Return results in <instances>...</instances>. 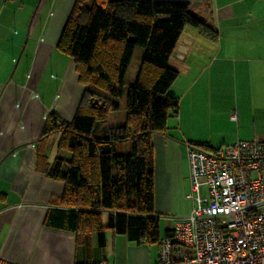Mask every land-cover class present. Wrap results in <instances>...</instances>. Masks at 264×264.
I'll use <instances>...</instances> for the list:
<instances>
[{"label": "crops", "instance_id": "1", "mask_svg": "<svg viewBox=\"0 0 264 264\" xmlns=\"http://www.w3.org/2000/svg\"><path fill=\"white\" fill-rule=\"evenodd\" d=\"M74 1L0 0V260L155 264L158 243L108 230L101 245L96 231L77 233L46 221L65 188L47 170L57 157L70 155L58 148L60 131L42 137L43 131L53 117L70 122L85 89L73 58L57 47ZM174 1L189 2L219 38L213 42L197 29L193 36L185 27L187 52L170 59L179 75L169 92L179 107L166 133L153 136L160 222L162 214L174 221L194 206L190 145L216 151L239 139L264 141V0Z\"/></svg>", "mask_w": 264, "mask_h": 264}, {"label": "trees", "instance_id": "2", "mask_svg": "<svg viewBox=\"0 0 264 264\" xmlns=\"http://www.w3.org/2000/svg\"><path fill=\"white\" fill-rule=\"evenodd\" d=\"M217 41V28L191 4L174 0H75L57 47L73 58L85 89L70 122L52 118L42 137L60 131V150L47 176L65 184L47 222L77 233L124 234L137 243H159L163 235L155 210V133H166L179 98L169 92L179 71L171 66L186 26ZM144 54L135 82L124 78L135 48ZM126 94V121L106 126L110 112ZM102 133V134H101ZM205 151L206 144H192Z\"/></svg>", "mask_w": 264, "mask_h": 264}, {"label": "built area", "instance_id": "3", "mask_svg": "<svg viewBox=\"0 0 264 264\" xmlns=\"http://www.w3.org/2000/svg\"><path fill=\"white\" fill-rule=\"evenodd\" d=\"M188 159L195 203L161 237L155 264H264V141L239 139L211 152L190 145Z\"/></svg>", "mask_w": 264, "mask_h": 264}, {"label": "rangeland", "instance_id": "4", "mask_svg": "<svg viewBox=\"0 0 264 264\" xmlns=\"http://www.w3.org/2000/svg\"><path fill=\"white\" fill-rule=\"evenodd\" d=\"M186 32H188L190 35L194 36V35H196V28L188 25V26H186ZM143 54H144V50L142 47L135 48L131 62H130V65L128 67L127 73H126L125 78H124L125 92L128 89V87L135 82V80L137 78ZM118 103H119V108L115 111L110 112L106 122L99 124V128L102 129V128H105L106 126H116V125H122L125 123L126 113H127V111H126V94H124L123 96H121L118 99ZM66 152L69 153L68 151H66ZM66 152H64V153H66ZM69 155H70V153H69ZM162 215H161V222H160L161 232H163L167 226H172V227L174 226V221L172 220L173 218L170 220H166L165 215H163V216Z\"/></svg>", "mask_w": 264, "mask_h": 264}, {"label": "water", "instance_id": "5", "mask_svg": "<svg viewBox=\"0 0 264 264\" xmlns=\"http://www.w3.org/2000/svg\"><path fill=\"white\" fill-rule=\"evenodd\" d=\"M189 43L184 39L182 38V41L181 43H179V45L177 46L176 48V51H175V55H181L183 56L187 51L185 50L187 47H188Z\"/></svg>", "mask_w": 264, "mask_h": 264}]
</instances>
